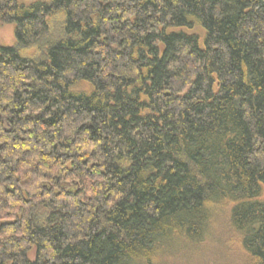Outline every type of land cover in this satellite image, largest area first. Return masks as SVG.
I'll return each instance as SVG.
<instances>
[{"label":"trees","instance_id":"16d2710c","mask_svg":"<svg viewBox=\"0 0 264 264\" xmlns=\"http://www.w3.org/2000/svg\"><path fill=\"white\" fill-rule=\"evenodd\" d=\"M4 24L0 264H165L221 215L264 264V0H0Z\"/></svg>","mask_w":264,"mask_h":264},{"label":"rangeland","instance_id":"374dc122","mask_svg":"<svg viewBox=\"0 0 264 264\" xmlns=\"http://www.w3.org/2000/svg\"><path fill=\"white\" fill-rule=\"evenodd\" d=\"M59 25L55 21L51 38L60 36ZM14 43V25H0V48L11 46ZM221 217L214 222L213 230H211L206 241L191 252L181 250L171 258L166 259L165 264H242L238 255L237 239L233 232H225L226 224L223 222L222 215ZM34 252L35 250L32 249L28 254L31 260L34 259Z\"/></svg>","mask_w":264,"mask_h":264}]
</instances>
